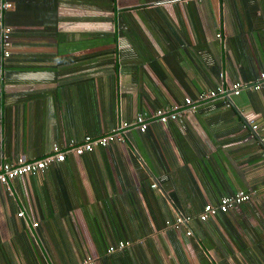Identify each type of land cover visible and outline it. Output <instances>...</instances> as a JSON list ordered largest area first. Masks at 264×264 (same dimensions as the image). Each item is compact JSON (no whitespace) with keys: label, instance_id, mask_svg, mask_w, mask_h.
Returning a JSON list of instances; mask_svg holds the SVG:
<instances>
[{"label":"crops","instance_id":"obj_1","mask_svg":"<svg viewBox=\"0 0 264 264\" xmlns=\"http://www.w3.org/2000/svg\"><path fill=\"white\" fill-rule=\"evenodd\" d=\"M2 3L0 166L66 153L0 187V264H264V0ZM174 105L180 122L153 118ZM121 123L122 142L69 151Z\"/></svg>","mask_w":264,"mask_h":264},{"label":"built area","instance_id":"obj_2","mask_svg":"<svg viewBox=\"0 0 264 264\" xmlns=\"http://www.w3.org/2000/svg\"><path fill=\"white\" fill-rule=\"evenodd\" d=\"M10 8V5L7 3L0 4V13L6 9ZM10 33L11 29L5 25H3L0 21V49L2 56L6 58L9 54L10 48ZM260 79H264V74L260 75ZM240 83H234L231 85L229 89H216L215 91H211L205 94H201L197 97L195 101H191L188 98L183 100V106L186 107L189 111L193 112L196 108L206 100H223L225 101L230 96H236L239 94L241 89ZM253 89L257 90L258 86L253 87ZM183 111L180 107L174 105L168 109H158L154 112L153 118L157 119L159 122L165 124L168 121H177L180 122L179 118L181 117ZM244 122L246 126L250 129L252 135L257 136V126L253 122L252 119L249 117H244ZM138 128L139 132L143 133L146 130L147 123L145 122L144 118L141 116L136 117L134 122L131 124ZM127 123H121L114 129L110 131V133L102 138H90L84 137L82 142L71 145L72 147L69 148V151L73 152L76 155H82L83 153L91 152L96 147H105L111 142H122L121 134L128 126H131ZM257 146H258V156L259 160L264 166V137L257 136ZM66 152L59 150L58 147L53 146L51 149V154L48 156L43 157L40 160L36 161H24V160H17L16 162H9L2 164L0 166V187H6L8 182L14 178L27 176V175H34L37 173H41L44 171L47 166L52 162H62L64 160V155ZM151 187H154L152 185ZM249 199V194L244 193L243 191H237L235 194L229 197H222L217 205H210L207 204L204 206L202 213L199 215L200 221H206L211 218L216 211L225 212L230 210L235 205L246 202ZM21 214H18L20 216ZM182 224V219L177 218L175 219V225ZM36 225L34 224L33 227ZM118 248L123 247V243L120 241L117 244ZM109 250L108 252H111ZM83 264H91V261L88 259L84 261Z\"/></svg>","mask_w":264,"mask_h":264}]
</instances>
